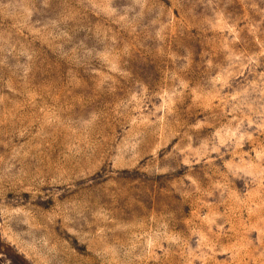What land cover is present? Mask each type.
<instances>
[{
    "label": "rangeland",
    "instance_id": "374dc122",
    "mask_svg": "<svg viewBox=\"0 0 264 264\" xmlns=\"http://www.w3.org/2000/svg\"><path fill=\"white\" fill-rule=\"evenodd\" d=\"M0 264H264V0H0Z\"/></svg>",
    "mask_w": 264,
    "mask_h": 264
}]
</instances>
